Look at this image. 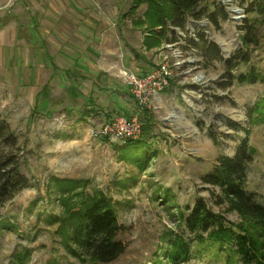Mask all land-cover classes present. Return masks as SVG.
I'll return each instance as SVG.
<instances>
[{"label":"rangeland","instance_id":"1","mask_svg":"<svg viewBox=\"0 0 264 264\" xmlns=\"http://www.w3.org/2000/svg\"><path fill=\"white\" fill-rule=\"evenodd\" d=\"M222 1L209 0V10ZM132 4L133 0H0V120L15 131V152L30 179L29 187L0 207V264H176L167 259L171 238L190 237L179 212L189 213L197 200L203 199L232 222H242L223 202L221 190L205 183L203 175L222 155L235 153L248 128L257 153L246 185L264 203V123L251 125L248 111L264 97V82L223 87L227 82L224 61L204 56L189 41L196 30H202L221 48L223 57H229L243 46L239 27L247 5L232 0L226 7L240 11H230L226 20L220 18L219 26L206 15L190 19L186 30L177 29L178 41L159 46L160 62L167 57L174 67L171 87L155 108L141 106L130 96L134 109L124 114L138 115L145 125L151 121L147 128L154 136L149 140L152 146L144 149L151 151L147 168L136 164L137 156L131 157L130 149L120 150L124 145L119 141L92 137L95 128L128 107L126 99L117 93L106 95L115 111L90 116L87 111L95 108L94 101L99 104V98L65 88L61 74L52 78V70L42 66L36 45L43 41L52 52L55 46L63 48L64 42L142 47L150 29L131 21L143 17L146 7L125 20L122 15ZM92 13L97 17L87 22ZM258 36L259 45L251 47L250 65L264 76V24ZM246 70L241 66L234 72ZM47 82L51 95L46 90L47 98L37 96ZM98 196L113 203L120 224L116 238L126 247L110 263L81 255L71 243L78 252L73 253L66 244L79 215ZM200 248V256L183 264H225L211 250ZM25 252L28 257L19 260Z\"/></svg>","mask_w":264,"mask_h":264},{"label":"trees","instance_id":"2","mask_svg":"<svg viewBox=\"0 0 264 264\" xmlns=\"http://www.w3.org/2000/svg\"><path fill=\"white\" fill-rule=\"evenodd\" d=\"M238 1L247 5L246 16L239 27L243 43L239 50L229 57H223L221 48L209 40L202 30H196V36L189 37L190 44L198 47L204 56L211 55L224 61L223 77L227 78V82L221 84L223 87L232 86L236 82L240 85L264 82L262 72L257 66L250 65L251 47L260 43L258 30L264 24V0ZM208 2L209 0H133L131 9L124 16L135 18L141 6L146 7L144 16L133 21L149 27L150 32L146 35L144 44L152 49L178 41L177 29L186 30L190 19L201 20L206 15L213 24L219 26L220 18H229L230 11L223 1L216 2L212 11L209 10ZM193 23L196 24L195 21ZM241 66H247L248 70L236 74L234 71ZM248 111L251 125L264 123V97ZM143 125L142 135L138 139L122 143L124 147L120 150L130 149V156H137L136 164L147 168L151 151L144 149L152 146L149 140L154 136L147 128V125H152L151 121L146 125L143 122ZM251 132L252 128L245 129L246 136L235 153L222 155L218 164L203 175L205 183L221 190L223 202L227 203L229 210L239 214L242 222L228 220L224 215L211 210L203 199H199L189 213L179 212L180 222L185 225L190 237L175 234L170 240L167 259L176 264L188 263L195 255L202 254V247L207 251L211 250L208 252L213 253L217 259H224L225 264H236V261L241 264H264V203L248 191L246 185L250 164L257 153V149L250 144ZM17 145V137L11 125L6 120H0V207L30 186V179L22 171L21 160L15 152ZM119 230L120 224L113 203L105 196H98L79 215L76 224L70 229L71 234L66 244L73 253L78 252L71 249V243L77 246L81 255L100 263H110L126 251L124 243L116 238ZM27 257L25 252L18 258L24 260ZM153 264L159 263L156 261Z\"/></svg>","mask_w":264,"mask_h":264},{"label":"crops","instance_id":"3","mask_svg":"<svg viewBox=\"0 0 264 264\" xmlns=\"http://www.w3.org/2000/svg\"><path fill=\"white\" fill-rule=\"evenodd\" d=\"M117 13L118 15L120 14L118 11L115 14ZM90 16L92 18L87 22H93V17H97V14L92 13ZM122 18H125V20L129 19L124 15H122ZM131 22L132 24H136L133 23V19ZM36 48L40 51L39 55L43 63L42 66L52 70V78L55 76L58 77V74H61L59 79L62 78L61 80L66 84L65 88L69 87L73 90L78 88L82 90L81 94L83 96L99 98L97 100L99 104L96 105L94 101L95 108H92L91 111H87L90 116H94L96 113L102 116L115 111L112 106H109L106 98V95H111L112 93H117L118 97L126 99L128 105V107L123 108L122 112L119 111L118 113L125 114L128 111L133 112L134 108L130 106L129 102L131 101L130 96L133 98L134 96L124 79L121 77V79L118 78L117 71L125 67L137 74L145 75L160 63L162 49L160 47H155L151 50L148 49L144 43L142 47L136 49L132 44H122L121 42L118 43V46H116V44L113 45L111 42L108 44L104 42H88L81 44L79 42H64L63 48L55 46L52 52L51 48H49L44 41L42 44H37ZM149 51H153L152 53L156 57H153V55L149 56V53L147 54ZM156 61L157 65L154 66L153 63ZM71 78L73 79L71 80ZM120 80L124 83L123 86H121L122 83ZM68 83L69 86H67ZM51 88L49 82L45 83L37 96L42 98L46 96L47 98L48 94L51 95ZM46 90L49 91L48 94H46ZM124 92L127 94H124ZM166 93V90L162 92L155 102L163 100ZM101 99H105V103L102 102ZM91 102L92 101L89 103ZM70 103H72V101ZM87 109H91V106L87 107ZM70 110L77 111L74 108ZM107 117L109 120L111 119L109 116Z\"/></svg>","mask_w":264,"mask_h":264},{"label":"built area","instance_id":"4","mask_svg":"<svg viewBox=\"0 0 264 264\" xmlns=\"http://www.w3.org/2000/svg\"><path fill=\"white\" fill-rule=\"evenodd\" d=\"M174 75L173 64L167 57L145 75L137 74L125 67L118 72V76L128 84L139 105L148 108H152L158 96L171 87ZM143 129V122L138 115L121 114L95 128L92 131V137L110 138L125 143L130 139H138L142 135Z\"/></svg>","mask_w":264,"mask_h":264},{"label":"water","instance_id":"5","mask_svg":"<svg viewBox=\"0 0 264 264\" xmlns=\"http://www.w3.org/2000/svg\"><path fill=\"white\" fill-rule=\"evenodd\" d=\"M232 2V0H229ZM223 2L226 4V0H223ZM229 11H233V12H239L240 9L236 8V9H231V8H228Z\"/></svg>","mask_w":264,"mask_h":264},{"label":"bare ground","instance_id":"6","mask_svg":"<svg viewBox=\"0 0 264 264\" xmlns=\"http://www.w3.org/2000/svg\"><path fill=\"white\" fill-rule=\"evenodd\" d=\"M227 4L231 5V1L226 0V5H227Z\"/></svg>","mask_w":264,"mask_h":264}]
</instances>
